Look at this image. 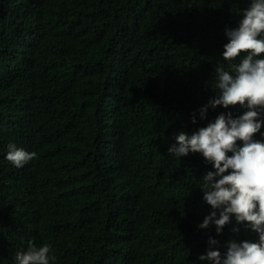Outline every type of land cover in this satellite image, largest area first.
Here are the masks:
<instances>
[{
    "label": "trees",
    "instance_id": "1",
    "mask_svg": "<svg viewBox=\"0 0 264 264\" xmlns=\"http://www.w3.org/2000/svg\"><path fill=\"white\" fill-rule=\"evenodd\" d=\"M247 4L0 0V264L29 241L51 244L55 264H207L209 235L223 251L230 225L197 228L210 205L196 181L211 165L167 148L243 111L190 120L216 94L223 29ZM10 140L37 158L15 167Z\"/></svg>",
    "mask_w": 264,
    "mask_h": 264
},
{
    "label": "clouds",
    "instance_id": "2",
    "mask_svg": "<svg viewBox=\"0 0 264 264\" xmlns=\"http://www.w3.org/2000/svg\"><path fill=\"white\" fill-rule=\"evenodd\" d=\"M226 43L221 60L212 67L213 78L205 84L215 91L204 105L193 110L190 120L208 117L209 109L239 105L242 112H219L206 126L174 133L167 154L178 164L199 154L211 169L198 177L196 187L210 205L198 229L217 235L226 226L234 237L225 241L211 235L198 260L207 264H264V0H248L235 26L223 29ZM259 134L257 137L256 134ZM17 168L37 158V152L10 140L4 157ZM241 232L245 238H239ZM24 244V243H23ZM49 243L29 241L14 254V264H55Z\"/></svg>",
    "mask_w": 264,
    "mask_h": 264
}]
</instances>
